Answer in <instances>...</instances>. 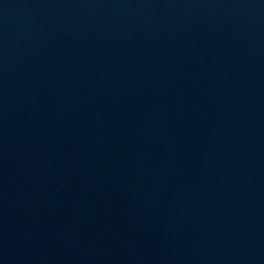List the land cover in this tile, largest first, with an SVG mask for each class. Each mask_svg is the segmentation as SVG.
<instances>
[{"label": "water", "instance_id": "water-1", "mask_svg": "<svg viewBox=\"0 0 264 264\" xmlns=\"http://www.w3.org/2000/svg\"><path fill=\"white\" fill-rule=\"evenodd\" d=\"M264 108V0H0V229L121 188Z\"/></svg>", "mask_w": 264, "mask_h": 264}]
</instances>
